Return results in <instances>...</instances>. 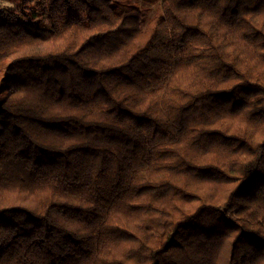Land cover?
I'll return each instance as SVG.
<instances>
[{
    "label": "trees",
    "instance_id": "1",
    "mask_svg": "<svg viewBox=\"0 0 264 264\" xmlns=\"http://www.w3.org/2000/svg\"><path fill=\"white\" fill-rule=\"evenodd\" d=\"M0 264H264V0H0Z\"/></svg>",
    "mask_w": 264,
    "mask_h": 264
},
{
    "label": "rangeland",
    "instance_id": "2",
    "mask_svg": "<svg viewBox=\"0 0 264 264\" xmlns=\"http://www.w3.org/2000/svg\"><path fill=\"white\" fill-rule=\"evenodd\" d=\"M11 5H13V4H11ZM16 11H17L16 13H20V10L18 8H16Z\"/></svg>",
    "mask_w": 264,
    "mask_h": 264
}]
</instances>
